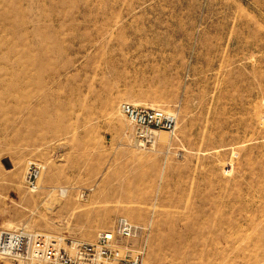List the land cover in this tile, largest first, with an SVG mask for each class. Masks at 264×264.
<instances>
[{"label":"rangeland","instance_id":"1","mask_svg":"<svg viewBox=\"0 0 264 264\" xmlns=\"http://www.w3.org/2000/svg\"><path fill=\"white\" fill-rule=\"evenodd\" d=\"M122 101L175 129L142 145ZM118 216L141 264H264V0H0V229Z\"/></svg>","mask_w":264,"mask_h":264},{"label":"built area","instance_id":"2","mask_svg":"<svg viewBox=\"0 0 264 264\" xmlns=\"http://www.w3.org/2000/svg\"><path fill=\"white\" fill-rule=\"evenodd\" d=\"M118 108L142 145L151 144L157 130L175 129V115L165 110L125 101ZM43 169L41 163L28 161L25 186L35 188ZM141 230L140 224L123 216L116 217L109 228L97 231L89 242L56 240L21 226L0 230V263L9 260L13 264H141L143 247L137 244Z\"/></svg>","mask_w":264,"mask_h":264},{"label":"bare ground","instance_id":"3","mask_svg":"<svg viewBox=\"0 0 264 264\" xmlns=\"http://www.w3.org/2000/svg\"><path fill=\"white\" fill-rule=\"evenodd\" d=\"M128 103L130 102V101H127ZM131 104H133V105H138L139 104V102H137V101H132L131 102ZM118 110H119V108H118ZM120 112V111H119ZM176 117V116H175ZM176 122H177V119H176ZM161 135V134H160ZM162 136V135H161ZM162 138H163V136H162ZM161 137H160V139H162ZM163 140V139H162ZM153 149V148H152ZM58 188V194H59V196L60 197H65L66 196V194H67V189L65 188V187H57ZM53 189V188H52ZM48 209H49V207H48ZM131 215V214H130ZM126 218V217H125ZM129 220V219H128ZM131 221V220H130ZM131 222H133V221H131ZM138 224V223H137ZM2 226H3V228H1L0 230H9V229H12V228H14V224L12 223V222H10V221H7L6 223H4V224H2ZM47 236H49V237H51L50 235H48L47 234ZM56 240H58V239H56ZM1 264V263H0Z\"/></svg>","mask_w":264,"mask_h":264}]
</instances>
